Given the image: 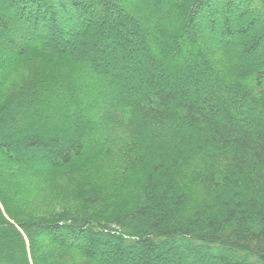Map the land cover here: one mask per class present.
I'll return each instance as SVG.
<instances>
[{
  "label": "trees",
  "instance_id": "trees-1",
  "mask_svg": "<svg viewBox=\"0 0 264 264\" xmlns=\"http://www.w3.org/2000/svg\"><path fill=\"white\" fill-rule=\"evenodd\" d=\"M0 264H264V0H0Z\"/></svg>",
  "mask_w": 264,
  "mask_h": 264
}]
</instances>
